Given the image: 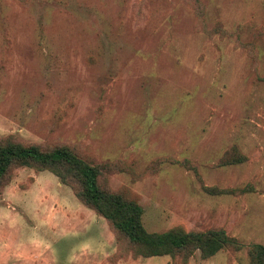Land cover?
Segmentation results:
<instances>
[{
	"label": "rangeland",
	"instance_id": "obj_1",
	"mask_svg": "<svg viewBox=\"0 0 264 264\" xmlns=\"http://www.w3.org/2000/svg\"><path fill=\"white\" fill-rule=\"evenodd\" d=\"M8 138L111 162L108 185L149 231L224 228L244 245L191 264H250L248 244H264V0H0ZM234 147L247 159L224 164ZM116 246L51 171L18 166L2 186L0 264H109Z\"/></svg>",
	"mask_w": 264,
	"mask_h": 264
},
{
	"label": "trees",
	"instance_id": "obj_2",
	"mask_svg": "<svg viewBox=\"0 0 264 264\" xmlns=\"http://www.w3.org/2000/svg\"><path fill=\"white\" fill-rule=\"evenodd\" d=\"M226 157V158H225ZM224 164L245 161L247 156L236 147L228 151ZM32 166L49 170L65 184L75 188L81 201L103 216L117 242L112 264L138 257L169 255L171 264H189L200 251L203 259L223 249L244 246L224 228L187 230L178 225L165 231H149L143 223L144 208L135 198L111 189L107 183L111 162H95L70 144L45 147L38 143H23L12 138L0 142V190L12 178L15 167ZM251 185L237 189L246 192ZM234 191V190H230ZM250 264H264V244H248Z\"/></svg>",
	"mask_w": 264,
	"mask_h": 264
},
{
	"label": "crops",
	"instance_id": "obj_3",
	"mask_svg": "<svg viewBox=\"0 0 264 264\" xmlns=\"http://www.w3.org/2000/svg\"><path fill=\"white\" fill-rule=\"evenodd\" d=\"M116 249H117V247L116 248H114L113 249V251H112V253H111V255L113 254V253H115V251H116ZM16 254V253H15ZM18 254H16V256H17ZM77 253L76 254H74V264H82V262L80 261V260H78L79 258V256L77 257ZM16 256L15 255H12V256H10L9 255V257H12V258H16ZM29 256H31V255H29ZM31 257H33V256H31ZM34 257H38V256H34ZM153 257V256H152ZM11 258V259H12ZM139 258L140 257H138V258H129V259H127V260H121V261H119L118 262V264H140V260H139ZM171 259V258H170ZM170 259H164L163 260V262H161L162 264H169L170 263ZM191 262L192 261H190V264H191ZM67 263V262H66ZM66 263H62V264H66ZM161 263H155V264H161ZM61 264V263H60ZM94 264V263H93ZM109 264H111V263H109Z\"/></svg>",
	"mask_w": 264,
	"mask_h": 264
}]
</instances>
